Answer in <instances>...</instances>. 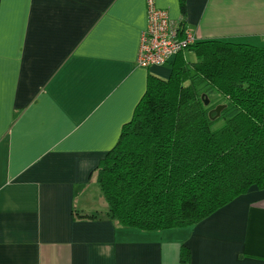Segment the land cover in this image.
I'll list each match as a JSON object with an SVG mask.
<instances>
[{"label":"crops","instance_id":"0c3cea01","mask_svg":"<svg viewBox=\"0 0 264 264\" xmlns=\"http://www.w3.org/2000/svg\"><path fill=\"white\" fill-rule=\"evenodd\" d=\"M185 1L198 40L264 48V0ZM154 4L180 20L179 0ZM147 15L148 0H0V264H264L255 186L185 228L147 232L107 216L95 169L148 74H171L173 56L137 65Z\"/></svg>","mask_w":264,"mask_h":264},{"label":"trees","instance_id":"16d2710c","mask_svg":"<svg viewBox=\"0 0 264 264\" xmlns=\"http://www.w3.org/2000/svg\"><path fill=\"white\" fill-rule=\"evenodd\" d=\"M179 5L183 35L186 1ZM170 65L167 78L148 74L131 120L95 169L107 216L147 232L197 225L252 187L264 190V48L197 39ZM203 94L222 101L206 105ZM181 259L190 260L185 246Z\"/></svg>","mask_w":264,"mask_h":264},{"label":"built area","instance_id":"2783aa9c","mask_svg":"<svg viewBox=\"0 0 264 264\" xmlns=\"http://www.w3.org/2000/svg\"><path fill=\"white\" fill-rule=\"evenodd\" d=\"M181 34L178 22L157 8L154 0H148L147 27L141 37L137 65L145 68L164 65L173 55L197 40L187 29Z\"/></svg>","mask_w":264,"mask_h":264},{"label":"rangeland","instance_id":"374dc122","mask_svg":"<svg viewBox=\"0 0 264 264\" xmlns=\"http://www.w3.org/2000/svg\"><path fill=\"white\" fill-rule=\"evenodd\" d=\"M187 57L189 59L194 58L193 55L189 52H187ZM209 98H210L209 104H216V103L222 101V97L219 95H212V96L210 95ZM224 123H225V119H223V118L219 119L215 122V124L212 125V129H217V128L221 127Z\"/></svg>","mask_w":264,"mask_h":264},{"label":"water","instance_id":"95a60500","mask_svg":"<svg viewBox=\"0 0 264 264\" xmlns=\"http://www.w3.org/2000/svg\"><path fill=\"white\" fill-rule=\"evenodd\" d=\"M203 98L205 100V104L208 105L209 104V98L206 94H203ZM225 107L224 104H220L218 105L214 110L216 111V117H218L221 113V110Z\"/></svg>","mask_w":264,"mask_h":264}]
</instances>
